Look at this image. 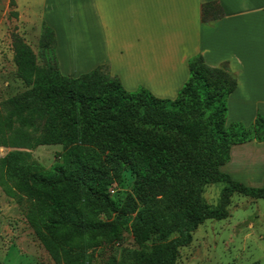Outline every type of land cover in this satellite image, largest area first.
Returning a JSON list of instances; mask_svg holds the SVG:
<instances>
[{
    "label": "trees",
    "instance_id": "obj_1",
    "mask_svg": "<svg viewBox=\"0 0 264 264\" xmlns=\"http://www.w3.org/2000/svg\"><path fill=\"white\" fill-rule=\"evenodd\" d=\"M223 15L216 2L202 6L203 22ZM12 38L18 76L32 89L0 110V147L9 149L0 157V188L13 200L26 196L27 220L44 222L41 241L56 264H94L99 246L126 229L137 241L152 240L151 249H128L103 264H176L201 224L230 216L234 194L264 200V185L250 187L221 170L233 145L264 141L261 114L248 127L227 125L237 86L227 64L192 57L188 81L175 99H164L143 87L128 91L108 65L63 75L46 25L40 43L54 61L46 68L18 33ZM55 144L63 146L61 162L35 171L31 151ZM127 173L132 192L118 203L110 187L122 186ZM215 183L225 186L211 207L202 192Z\"/></svg>",
    "mask_w": 264,
    "mask_h": 264
},
{
    "label": "crops",
    "instance_id": "obj_2",
    "mask_svg": "<svg viewBox=\"0 0 264 264\" xmlns=\"http://www.w3.org/2000/svg\"><path fill=\"white\" fill-rule=\"evenodd\" d=\"M19 1L26 9L29 0ZM31 1L42 26L55 32L63 75L108 65L127 90L142 86L175 99L189 79V60L201 55L211 67L227 64L237 79L227 100V125L248 127L264 116V0ZM211 2L224 15L203 22L202 6ZM222 170L262 187L264 141L233 145Z\"/></svg>",
    "mask_w": 264,
    "mask_h": 264
},
{
    "label": "rangeland",
    "instance_id": "obj_3",
    "mask_svg": "<svg viewBox=\"0 0 264 264\" xmlns=\"http://www.w3.org/2000/svg\"><path fill=\"white\" fill-rule=\"evenodd\" d=\"M15 2L16 5L12 6L11 0H0L2 111L6 110L5 102L9 99L32 89L17 73L12 38L14 33H18L33 49L40 68L54 64L51 50L41 47L44 25L42 26L40 18L28 3L32 1H26L27 8L24 10L19 0ZM8 151L9 149L0 147V157ZM62 151L63 146L60 144L42 145L32 150L34 170L49 171L61 162ZM125 177L122 186L114 184L110 187V194L118 203H122L127 194L132 192L134 179L128 173ZM224 186V183L205 186L202 192L203 200L211 207L219 206ZM29 208L26 196L22 195L13 200L0 188V264H56L41 241V236L45 233L44 222L38 223L37 226L31 225L27 220ZM228 209V218L207 220L196 229L192 242L179 249L176 264H264V200L236 193L232 196ZM152 245V240L137 241L126 229L116 242L99 246L94 264H103L109 260L118 261L125 250H150Z\"/></svg>",
    "mask_w": 264,
    "mask_h": 264
}]
</instances>
